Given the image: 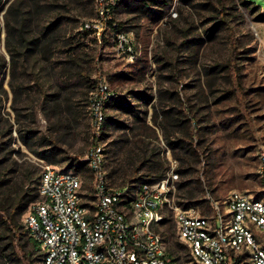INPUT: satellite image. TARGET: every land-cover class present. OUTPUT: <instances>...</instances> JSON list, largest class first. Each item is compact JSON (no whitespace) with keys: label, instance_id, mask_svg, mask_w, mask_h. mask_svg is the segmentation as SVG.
Here are the masks:
<instances>
[{"label":"rangeland","instance_id":"374dc122","mask_svg":"<svg viewBox=\"0 0 264 264\" xmlns=\"http://www.w3.org/2000/svg\"><path fill=\"white\" fill-rule=\"evenodd\" d=\"M250 1L260 7L245 0H114L110 15L127 51L96 18L94 0H0V198L15 187L34 188L35 195L18 223L40 199L27 172L34 180L45 166L71 171L91 193L86 154L94 141L114 187L133 192L173 170L178 201L200 213L211 211L207 192L221 203L233 191L262 197L264 0ZM85 22L104 38L83 36ZM48 25L53 33L43 37ZM49 40L50 50L42 51ZM70 56L79 65L69 64ZM100 82L115 98L100 107L106 120L97 138ZM54 93L59 112L47 104ZM164 112L184 123L174 125ZM177 139L186 142L173 148ZM124 164L130 166L121 181L113 170ZM132 170L143 179L130 182ZM18 231L16 252L0 226V264H25L26 251L42 264L40 246Z\"/></svg>","mask_w":264,"mask_h":264},{"label":"built area","instance_id":"2783aa9c","mask_svg":"<svg viewBox=\"0 0 264 264\" xmlns=\"http://www.w3.org/2000/svg\"><path fill=\"white\" fill-rule=\"evenodd\" d=\"M94 2L105 29L112 22L114 0ZM84 27L94 28L100 39L95 23L85 22ZM113 40L118 50L131 51L121 30ZM98 85L97 137L104 123L100 107L113 96L103 82ZM86 160L94 177L91 193L71 171L45 166L40 174V199L29 206L21 229L40 246L42 264H264V152L258 170L262 197L233 191L221 203L207 192L208 214L178 201V173L173 170L132 192L128 186L110 184L104 150L96 141ZM170 222L185 251L171 247L165 231Z\"/></svg>","mask_w":264,"mask_h":264},{"label":"trees","instance_id":"16d2710c","mask_svg":"<svg viewBox=\"0 0 264 264\" xmlns=\"http://www.w3.org/2000/svg\"><path fill=\"white\" fill-rule=\"evenodd\" d=\"M245 1L248 2V3H253V5L256 8L260 7L259 5L255 4L254 2H252L250 0H245ZM108 24H109L110 28L113 29L114 32L120 31L118 25H113V23L111 21H109ZM51 30H52L51 25H48L47 27H45V30L42 32L43 37L47 36L50 33H53V32H51ZM95 32L96 31H95L94 28H92V27L85 28L84 24H83V26H82V33H83L82 35L83 36H86L87 34L96 35ZM54 37L55 36H52V40H54ZM102 38H104V34L103 33L101 34L100 40ZM50 45H51V40L46 41L44 43V46L42 47V51L48 52L50 50ZM70 57H72V58H70V60L67 61L69 64L75 63L76 65H79V64H77L75 62L76 59L73 56H70ZM11 65L12 66L15 65L14 64L13 54L11 56ZM232 75H234V74H232ZM232 81L235 84V79H232ZM235 90H237L236 87H235ZM49 97H50V99L47 100V104H48V107H50L51 112H59L60 111V104H61L59 95H57V93H54V94H50ZM114 98H115V96H110L109 99L107 101H105V104H107L109 101H111ZM105 104H103L102 106H105ZM164 113H166L167 118L168 117L170 119L173 118L172 121H174V125H176V124L177 125H182V123H184V122L181 121L182 119L177 118L176 115H174L175 116L174 117L172 115L169 116L167 114V112H164ZM105 120L106 119H105V116H104V121ZM101 134H102V132H101ZM177 141H183V142L185 141L186 142V140H181V139H177L175 142H170V144L172 145L173 148L175 147L174 146L175 143H176V145L178 144ZM51 163H53V162H51ZM129 166L130 165L126 166V164H124V165L120 166L118 169L113 170L115 173L119 172L118 173L119 174L118 178H121V177L123 178L121 181H126L125 180L126 179L125 176L128 175V167ZM157 168H158V170H160V166L157 165V164L156 165H153V164L149 165V169L150 170H154V169H157ZM111 173H112V171H111ZM131 173L133 174V176H135V178L132 179L130 182L138 181V180H142L143 179L142 175L141 176H137V172L135 173V170H132ZM26 176H27V180H28L27 182H29V183H32L33 181L38 183V180H39V177H40L39 176L37 179L35 178L34 180L31 179L32 178V173L31 172H27ZM107 176H109V174H107ZM157 177H161V175H158ZM33 189L34 188H30V187L29 188H25V189H23V187H15L9 192V194L6 193L5 196L0 198V226L5 227V230H7L10 233V236H11V239H12L13 248H14V251H16V252H19V249H17V245H15V243L19 239L20 234H21L18 231V229L21 228V223L20 224L18 223V218L22 214V212L25 209V207L27 206V204L29 202H31L35 198V195H31ZM191 194H192V191H188V195L191 196ZM165 231H166V235L170 239L171 247L174 250H182V251L186 250V247L181 242L176 240L175 230L173 229V224L168 223L166 225V227H165ZM35 247L37 248L38 244H35ZM21 259L23 260V262L25 264H33L32 259L30 258V252L29 251H26L24 253V255L21 257Z\"/></svg>","mask_w":264,"mask_h":264}]
</instances>
